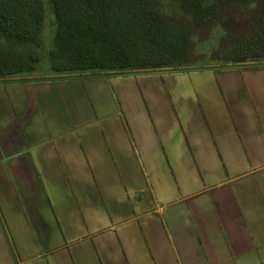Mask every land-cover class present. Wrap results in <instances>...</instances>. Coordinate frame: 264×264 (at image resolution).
Wrapping results in <instances>:
<instances>
[{"label": "crops", "instance_id": "0c3cea01", "mask_svg": "<svg viewBox=\"0 0 264 264\" xmlns=\"http://www.w3.org/2000/svg\"><path fill=\"white\" fill-rule=\"evenodd\" d=\"M180 72L188 86L140 89L121 129L30 139L39 92L115 75L11 80L30 105L0 144L30 151L0 153V212L20 215L30 264H264V64Z\"/></svg>", "mask_w": 264, "mask_h": 264}, {"label": "trees", "instance_id": "16d2710c", "mask_svg": "<svg viewBox=\"0 0 264 264\" xmlns=\"http://www.w3.org/2000/svg\"><path fill=\"white\" fill-rule=\"evenodd\" d=\"M46 3L47 8L42 0H0V81L33 77L41 53L47 59L50 77L197 66L188 62V54L199 31L218 41L221 59L213 65L264 64V0ZM46 9L52 32L42 52ZM240 18L244 20L238 26Z\"/></svg>", "mask_w": 264, "mask_h": 264}, {"label": "rangeland", "instance_id": "374dc122", "mask_svg": "<svg viewBox=\"0 0 264 264\" xmlns=\"http://www.w3.org/2000/svg\"><path fill=\"white\" fill-rule=\"evenodd\" d=\"M44 7L47 8L46 0H42ZM244 18L237 19V25H242ZM52 32L51 16L45 11V18L41 32V48L44 52L49 45ZM191 42V48L188 54V62L197 66H211L219 63L218 41L213 36L206 38L207 34L199 31ZM206 64V65H205ZM210 64V65H207ZM216 66V65H215ZM39 69L33 74L36 76H45L50 74L48 62L44 53H41L38 61ZM180 71H154L150 74L125 73L106 77H84L74 78L78 82L71 87L66 86L57 88L56 91L39 92L37 98V112L34 113L25 129L30 139V128L36 133L49 130L50 135L54 130V125H58L59 132H64L67 128H72L84 122H94L93 130L100 134H106L109 124L115 123L117 128L122 127V121L125 117V111L136 109L138 111L141 100L146 101L145 95L140 89L157 88L158 91H166L172 85L188 86V82L181 83ZM192 73V72H190ZM149 75L151 78H141ZM92 76V75H90ZM178 77V78H177ZM177 78V79H176ZM175 80L179 82H175ZM58 81V80H57ZM34 95V94H33ZM58 95V96H56ZM59 98V100H58ZM126 104V106H125ZM30 105V82H14L11 80L0 81V123L1 125L10 124L12 120L17 121L24 108ZM27 113V112H26ZM31 120V123H30ZM50 123V126L47 125ZM53 125V126H52ZM52 126V127H51ZM117 128L113 133L119 134L121 131ZM30 142L16 143L10 147L8 144H0V153L10 155L13 153L11 148L16 151H30ZM5 212L8 208H4ZM3 211V209H2ZM4 215L0 212V217L8 232L9 240L13 248L19 253L15 255L17 264H30V239L24 232V224L17 213ZM22 217V216H21ZM6 224V225H5ZM11 245V246H12ZM21 252V253H20ZM0 264H14L7 250L0 233Z\"/></svg>", "mask_w": 264, "mask_h": 264}, {"label": "water", "instance_id": "95a60500", "mask_svg": "<svg viewBox=\"0 0 264 264\" xmlns=\"http://www.w3.org/2000/svg\"><path fill=\"white\" fill-rule=\"evenodd\" d=\"M236 65H239V64H236ZM236 65H233V66H236ZM228 66H232V65H216V66H191V67H181V68H174V69H164V70H167V71H188V70H198V69H206V68H216V67H228ZM163 70V71H164ZM157 71H162V70H157ZM134 73V72H133ZM92 75V74H90ZM89 75V76H90ZM84 76H88L87 75H84ZM66 77H74V76H52V77H44V78H50V79H58V78H66ZM36 79H43V78H27V79H24V80H36ZM14 81H18V80H21V79H12ZM0 233H1V236L3 238V241L7 247V250L13 260V263L14 264H17V261H16V258H15V255L13 253V249H12V246H11V243H10V240H9V237H8V234L6 232V229L4 227V223L0 217Z\"/></svg>", "mask_w": 264, "mask_h": 264}]
</instances>
